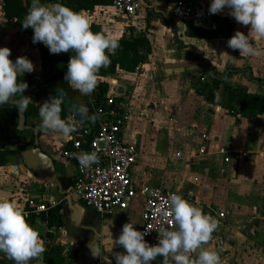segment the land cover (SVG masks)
<instances>
[{
	"label": "crops",
	"instance_id": "obj_1",
	"mask_svg": "<svg viewBox=\"0 0 264 264\" xmlns=\"http://www.w3.org/2000/svg\"><path fill=\"white\" fill-rule=\"evenodd\" d=\"M60 1L41 0V3L51 5ZM175 1L141 0L143 6L133 21L107 3L81 11L90 18L91 27L97 32L117 41L126 38L146 42L138 48L143 61L137 67L142 66V72H136V68L133 72L117 68L114 74L99 77L107 84V96L130 104L133 109L122 133L123 139L140 153L131 170V182L136 188L149 185L178 191L215 220L217 213L227 211V220L218 224L213 239L205 247L218 250L222 264H264V112L257 110L251 115L242 104L244 95L264 98V38L250 33L259 55H240L238 50L227 46V41L237 30L248 35L250 26L237 23L225 8L223 11L228 13L232 25L231 34L202 37V32L210 29L211 20L176 21L172 15ZM201 1L209 6L212 2ZM0 47L10 48L14 61L26 56L34 71L37 70L29 80L35 85L42 83L38 75L42 65L39 43H33L14 21L4 17L1 2ZM208 67L220 80L212 101L208 98L212 87ZM28 78L25 75L19 79L26 82ZM35 126L40 125L29 126V130L10 127L14 145L4 150L13 154L0 166V200L15 201L23 211L33 205L60 207L63 226L53 231V240L43 239L48 230L38 216L29 223L38 231L46 249L29 264H46L44 255L56 247L61 252L62 264L69 261L116 264L114 254L125 249L114 246L110 252L109 230L115 240L125 223L131 221L135 227L142 211L141 198H135L127 210L117 211L113 216L90 212L74 194L76 163L62 157L67 139L52 132V143L45 144L39 138V147L53 159L55 174L44 181L29 172L18 146L33 148ZM15 129L21 133L15 134ZM41 131L40 127L38 135ZM26 142L29 143L25 146ZM200 147L204 148L201 155ZM231 148L241 153V159L227 165L223 163V152ZM177 152L182 154V159L176 158ZM81 207L87 211L80 213ZM215 238L221 239L223 246ZM92 243L99 256L92 255ZM0 261L15 264L3 252ZM162 262L163 257L158 256L153 264Z\"/></svg>",
	"mask_w": 264,
	"mask_h": 264
},
{
	"label": "clouds",
	"instance_id": "obj_2",
	"mask_svg": "<svg viewBox=\"0 0 264 264\" xmlns=\"http://www.w3.org/2000/svg\"><path fill=\"white\" fill-rule=\"evenodd\" d=\"M225 8L230 10L229 15L237 23L250 26L248 35L237 30L227 41V46L238 50L240 55H259L250 40V33L264 38V0H212L209 13L218 14ZM22 27L33 29V43H43L51 54L75 52L68 61L64 80L82 96L94 92L99 70L111 63L108 53L114 55L119 47L118 41L110 35L93 32L90 18L84 13L60 3L44 5L41 0H32ZM10 55V48L0 47V105L11 103L18 112H24L32 99L24 95L28 84L21 82L19 76L33 72L34 65L26 56L17 57L13 62ZM17 95L21 98L16 99ZM65 100L66 94L61 90L40 105L42 130L68 137L76 130L77 123L85 119L95 123L97 115L86 116L88 107L83 103L73 104L72 115L62 119ZM76 159L82 170L100 162L96 151L79 153ZM166 204L167 215L174 220L175 228L161 227L155 245L145 240L148 231L137 230L131 221L122 226V232L115 240L109 230L110 252L114 246L125 249L123 253L114 254L116 264H153L158 256L163 257L162 264H222L218 250L205 247L213 239L212 233L218 222L181 195L171 194ZM27 215L15 201L0 200V252L15 264H29L46 250ZM90 250L93 256H99L94 243ZM193 254H196L195 258Z\"/></svg>",
	"mask_w": 264,
	"mask_h": 264
},
{
	"label": "built area",
	"instance_id": "obj_3",
	"mask_svg": "<svg viewBox=\"0 0 264 264\" xmlns=\"http://www.w3.org/2000/svg\"><path fill=\"white\" fill-rule=\"evenodd\" d=\"M112 8L133 21L142 8L141 0H108ZM209 4L201 0H176L173 4L172 15L176 21L197 23L205 18H227L228 13H209ZM136 72H142L138 66ZM88 107L86 116L97 115L94 125L85 119L76 124V130L66 137L67 146L62 151V157L69 162L76 163V177L74 194L88 209L101 216H113L117 211L127 210L135 198H141L142 211L135 228L141 232L148 231L145 240L150 245L158 243V232L161 227L174 229L175 222L167 215L166 201L171 194L181 195L178 191L163 187L144 185L139 188L131 182V170L140 157L139 150L133 144L127 143L122 133L129 123L133 109L130 104L119 102L113 96L99 104L92 98L83 101ZM72 115L69 113L66 119ZM80 120V117H76ZM206 139V136H202ZM96 151L100 162L92 164L90 168L81 169L77 154ZM204 153L200 147L198 154ZM182 159V154H175ZM241 153L231 148L223 152V163L239 161ZM54 205V204H53ZM45 206L35 207L34 213L42 212ZM28 215L30 212L24 211ZM264 214V211H263ZM229 213L219 212L215 215L218 224L225 222ZM216 231V230H215ZM219 246H223L221 239H216Z\"/></svg>",
	"mask_w": 264,
	"mask_h": 264
},
{
	"label": "trees",
	"instance_id": "obj_4",
	"mask_svg": "<svg viewBox=\"0 0 264 264\" xmlns=\"http://www.w3.org/2000/svg\"><path fill=\"white\" fill-rule=\"evenodd\" d=\"M47 2H55L56 0H46ZM1 8L4 17L14 21L15 25L21 30V32L31 39H33V29H24L22 23L31 7V0H0ZM107 3L108 0H61L60 4H63L76 12L88 11L94 8V6ZM111 5V4H110ZM210 29L202 32V37L216 38L219 35L227 36L231 34L232 25H230L227 18H210ZM222 29V30H221ZM93 32H97L96 28H92ZM39 43V53L42 59V65L39 70V77L42 80V90L44 93V100L39 104L29 103L27 110L25 111L26 121L29 118H40L39 108L50 96L58 94L61 90L66 94L65 103L62 105L61 118L66 119L69 113L72 111L73 104H80L83 101L88 102L89 98L102 104L106 100V94L108 92L107 84L99 80V77H106L114 74L118 69L126 72H133L139 63L143 61V55L139 53L138 48L140 45L146 44L145 41H136L132 39H122L118 41L119 47L116 49L115 54H108L111 63L107 67H102L98 73V84L94 92L90 96H82L79 91L74 90L67 81L64 80V76L67 70V64L72 55L75 52L51 54L49 49L41 42ZM204 75H206L204 73ZM212 87L210 89L208 98L210 101L214 100L217 95L220 80H212ZM20 95H17L16 99H20ZM242 104L247 106L250 110V114L254 115L257 110L264 112V98L255 95H244L242 98ZM92 123V122H91ZM94 125V123H92ZM15 128L18 125V111L13 104L0 105V166L5 165V158L12 155V151L4 150L6 147L13 146L11 142L10 134L12 133L10 127ZM30 214L27 218L29 223H33L36 216L46 223L47 233L43 237L46 241L53 240V231L60 229L63 226V219L60 214L59 206H45V210L39 212L38 215L34 213L35 205L29 206L27 209ZM1 253V252H0ZM61 252L59 249L53 248L49 253L44 255L46 264H62ZM0 264H3L0 261ZM67 264H72L69 261Z\"/></svg>",
	"mask_w": 264,
	"mask_h": 264
},
{
	"label": "water",
	"instance_id": "obj_5",
	"mask_svg": "<svg viewBox=\"0 0 264 264\" xmlns=\"http://www.w3.org/2000/svg\"><path fill=\"white\" fill-rule=\"evenodd\" d=\"M205 20H209L208 18H205ZM13 62H15L11 57H9ZM207 75L211 80H219L213 70L208 67L207 68ZM24 74L22 76H19V78H23ZM250 72H247L246 77L249 78ZM11 104V103H10ZM18 130H29L30 127L26 126V118H25V111L24 112H18V125H17ZM40 129V126H35L34 127V139H33V148L30 149H23L20 152V157L22 159V162L25 166V168L34 174L35 176L41 178L42 180L46 181L49 180L53 177L55 174V166H54V161L51 157L48 155L44 154L39 147V135H38V130ZM29 142L25 143V146L28 145ZM68 203L70 201L68 200ZM83 211H79L80 213H84L87 211V209H83ZM90 212L92 211L91 209H88ZM108 217V216H106Z\"/></svg>",
	"mask_w": 264,
	"mask_h": 264
},
{
	"label": "rangeland",
	"instance_id": "obj_6",
	"mask_svg": "<svg viewBox=\"0 0 264 264\" xmlns=\"http://www.w3.org/2000/svg\"><path fill=\"white\" fill-rule=\"evenodd\" d=\"M40 61L42 63V59L41 58H40ZM36 72H37V70H35V71L31 72V73H28V74H24V77H25V75H28L29 76L28 80L26 81L27 84H28V88L24 92V95L29 96L32 99L31 103H33L35 105L43 102V100H44V93H43V90H42V83H39L38 85H35L33 81H30L31 78L34 76V73H36ZM34 125H41V118H37L35 120H32V118H30L26 122V126H34ZM14 133L15 134H19L21 132H18L15 129V132ZM27 134H28V137H29L30 136V133H27ZM39 134H40L39 135L40 136L39 138H42L43 143L48 144V145L50 143H52L50 141V135H52L51 132H45L44 130H42L41 133L39 132ZM18 147H19L18 148V153L21 150L24 149V147L22 146V144L19 145ZM57 147H60V145H57Z\"/></svg>",
	"mask_w": 264,
	"mask_h": 264
},
{
	"label": "flooded vegetation",
	"instance_id": "obj_7",
	"mask_svg": "<svg viewBox=\"0 0 264 264\" xmlns=\"http://www.w3.org/2000/svg\"><path fill=\"white\" fill-rule=\"evenodd\" d=\"M32 131H33V135H34V129Z\"/></svg>",
	"mask_w": 264,
	"mask_h": 264
}]
</instances>
